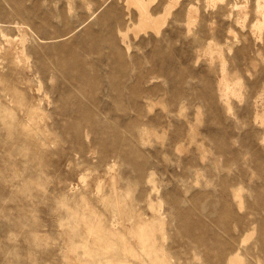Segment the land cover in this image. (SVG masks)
<instances>
[{"label": "rangeland", "instance_id": "rangeland-1", "mask_svg": "<svg viewBox=\"0 0 264 264\" xmlns=\"http://www.w3.org/2000/svg\"><path fill=\"white\" fill-rule=\"evenodd\" d=\"M146 4L0 0V264H264V0Z\"/></svg>", "mask_w": 264, "mask_h": 264}, {"label": "bare ground", "instance_id": "bare-ground-1", "mask_svg": "<svg viewBox=\"0 0 264 264\" xmlns=\"http://www.w3.org/2000/svg\"><path fill=\"white\" fill-rule=\"evenodd\" d=\"M127 1H129L130 3H134V5H136V6H138V9H139V25L140 26H145V25H151V26H153L154 28H156V20L155 19H153L152 17H151V15L149 14V12H148V7H147V5L148 4H146L147 3V0H146V2H144L143 0H127ZM157 19V18H156ZM160 24V23H159ZM158 24V25H159ZM14 27L19 31V32H21V36H22V38H21V41H20V44H21V46L19 47H16V48H14L13 50H15V49H17L18 48V51H20V53H24V51H26V40H27V31L25 30V29H23L22 28V26H20L19 25V23L18 22H16L15 23V25H14ZM20 35L18 36V37H20ZM12 48L9 46L8 48H7V50H11ZM0 51H1V46H0ZM6 55V54H5ZM17 55L18 54H14L13 56L14 57H16V58H19V57H17ZM13 57V58H14ZM16 58H14V59H16ZM17 60V59H16ZM18 86V85H17ZM19 87V86H18ZM15 90H17L16 88H15ZM20 98V97H19ZM21 99V98H20ZM19 99V100H20ZM2 106V105H1ZM9 112V111H8ZM30 118V117H29ZM33 118V117H32ZM38 119H39V116H38ZM29 120H32V119H29ZM27 129H28V127H27Z\"/></svg>", "mask_w": 264, "mask_h": 264}]
</instances>
